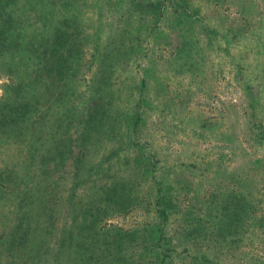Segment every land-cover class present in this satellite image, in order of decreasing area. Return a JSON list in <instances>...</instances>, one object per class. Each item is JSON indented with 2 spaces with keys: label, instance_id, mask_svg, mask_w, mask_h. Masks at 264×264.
Here are the masks:
<instances>
[{
  "label": "rangeland",
  "instance_id": "1",
  "mask_svg": "<svg viewBox=\"0 0 264 264\" xmlns=\"http://www.w3.org/2000/svg\"><path fill=\"white\" fill-rule=\"evenodd\" d=\"M156 1L48 0L45 11L51 18L44 19V9L33 0H0L20 15V30L37 51L43 50V37L35 41L33 34L50 29L53 41L58 32L69 33L68 49L78 56L69 64L74 76L48 102L52 110L39 99L40 112L49 120L39 116L45 121L37 128L40 139L37 132L18 137L15 130L0 129V177L7 178L2 180L7 182L4 187L14 188L13 195L5 193L0 199V235L18 223L16 204L30 186L27 168L35 172L30 175L34 183L61 177L48 190L57 197L86 195L110 182L138 183L136 188L130 186L138 195L135 206L108 222L117 229L151 222L155 206L150 195L157 193L160 177L169 178L182 192L186 187L190 192L183 206L195 197L199 212L208 206L214 214L220 213L230 192H251L260 220L264 214V0H161L158 20ZM8 82L7 73H0V98ZM59 92L66 98L57 102ZM86 120L95 125L85 126ZM101 124L98 139H88L85 130L94 133ZM57 136L71 139L76 153L87 151L88 161L103 165L101 172L81 178L84 183L76 187L70 161L55 173L50 170L52 161L41 164L40 154L50 155L46 148L58 143ZM164 172L168 176H161ZM23 207L19 208L23 211ZM241 240L234 250H216L213 241L198 246L212 250L207 258L213 264H245L244 254L250 249ZM7 242L0 247V264L16 260ZM250 248L257 258L264 254ZM53 249L58 251L55 245ZM75 257L72 252L70 263L60 257L58 262L79 264ZM174 264L200 263L181 255Z\"/></svg>",
  "mask_w": 264,
  "mask_h": 264
},
{
  "label": "trees",
  "instance_id": "2",
  "mask_svg": "<svg viewBox=\"0 0 264 264\" xmlns=\"http://www.w3.org/2000/svg\"><path fill=\"white\" fill-rule=\"evenodd\" d=\"M33 1L36 7L44 9L41 12L44 19L51 18V13L45 11L48 0ZM160 3L161 0L156 1L153 6L156 20L160 16ZM0 19V71H3L0 73H7L9 79L7 92L0 98V129L15 130L18 137L25 136L28 131H31L29 137H32L37 132V138L40 139L42 133L39 127H43L45 121H39V116L46 119L48 115L40 112L42 106L39 99L50 105L44 107L52 110V104L48 102L52 100L56 89L66 85L67 79L74 76L75 72H71L69 64L76 61L77 53L68 49L71 43L69 33L58 32L53 41L50 29L33 34L34 40L43 37V50L37 51L33 42L20 30V15L3 4H0ZM176 19L180 20V16L175 15ZM64 95L62 92L56 94V101L65 99ZM46 120L48 123V118ZM86 124L92 126L95 121L91 123L86 120L85 126ZM96 128L94 133L90 129L85 130L84 134L88 133V139H98L100 132L103 133L102 124ZM57 139L55 146L46 148L55 161L46 153L40 154L41 164L52 161L53 167L50 170L53 173L70 161L69 171L77 179L75 186L78 187L84 183L81 178L101 172L103 165L94 164V161L91 163L93 159L88 161L87 151L80 150L76 153L71 139L62 136ZM31 155L32 158L35 157L34 151ZM27 169L26 178L29 179L30 186L23 190L22 197L16 204L20 211H17L18 223L0 235V247H3L5 240L8 241L9 251L16 259L13 264H59V257L70 263L68 257L72 252H75L74 260L79 264H174L181 255L183 259L189 258L195 263L213 264V260L207 258L212 250L206 248L203 251L198 243L201 245L213 241L217 247L212 248L216 250L225 247L234 250L238 249L236 243L243 238L250 249L244 254L245 264H264L263 253L258 258L255 256L256 252H251L254 256L250 254V247L264 251V214L259 215L260 220L256 218L255 201L251 192H230L229 203L220 213L214 214L208 206L199 212L196 210L195 197L192 198L193 202L183 206L190 192L186 187L184 189L182 186L185 191L182 192L167 181L169 178L165 180L160 177L156 180L157 193L150 195L155 206L151 222L145 223L141 228L125 230L112 227L108 222L114 215L126 214L135 206L138 195H135L130 186L132 183L136 188L138 183L110 182L103 188L97 186L98 190L93 187L96 191L90 190L86 195L57 197L53 190H48L61 177L55 182L42 178L40 182L34 183L30 175L35 172ZM105 171H109V168H105ZM161 176L168 174L164 172ZM2 180L7 178L0 177V189L3 190L0 199H4L5 193H14V188L4 187L7 182ZM22 205L26 206L23 211L19 208ZM257 222L259 224L256 227ZM59 223L63 224L60 228ZM53 245L57 246L59 252H55ZM48 251H54V254ZM44 255L51 257L47 259ZM154 256L156 259H151Z\"/></svg>",
  "mask_w": 264,
  "mask_h": 264
}]
</instances>
